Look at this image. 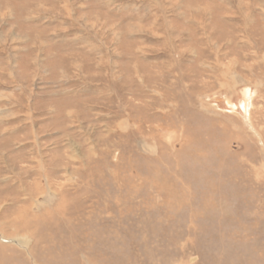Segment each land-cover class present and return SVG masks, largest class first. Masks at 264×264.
<instances>
[{
    "label": "rangeland",
    "instance_id": "rangeland-1",
    "mask_svg": "<svg viewBox=\"0 0 264 264\" xmlns=\"http://www.w3.org/2000/svg\"><path fill=\"white\" fill-rule=\"evenodd\" d=\"M0 264H264V0H0Z\"/></svg>",
    "mask_w": 264,
    "mask_h": 264
}]
</instances>
